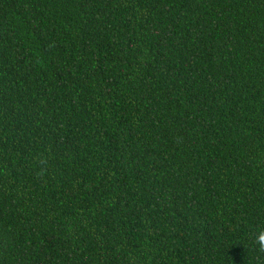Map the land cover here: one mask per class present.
Returning a JSON list of instances; mask_svg holds the SVG:
<instances>
[{"label":"trees","instance_id":"1","mask_svg":"<svg viewBox=\"0 0 264 264\" xmlns=\"http://www.w3.org/2000/svg\"><path fill=\"white\" fill-rule=\"evenodd\" d=\"M264 0H0V264H264Z\"/></svg>","mask_w":264,"mask_h":264},{"label":"clouds","instance_id":"2","mask_svg":"<svg viewBox=\"0 0 264 264\" xmlns=\"http://www.w3.org/2000/svg\"><path fill=\"white\" fill-rule=\"evenodd\" d=\"M253 242L259 252H264V228L257 230Z\"/></svg>","mask_w":264,"mask_h":264}]
</instances>
